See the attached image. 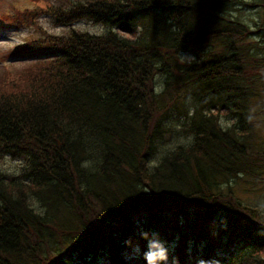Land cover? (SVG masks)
<instances>
[{
  "label": "trees",
  "instance_id": "obj_1",
  "mask_svg": "<svg viewBox=\"0 0 264 264\" xmlns=\"http://www.w3.org/2000/svg\"><path fill=\"white\" fill-rule=\"evenodd\" d=\"M246 3L74 0L0 12V29L39 32L5 54L30 64L0 77V151L25 160L16 178L0 172V264H146L144 232L158 234L168 264H264V220L232 191L240 173L264 167V53L249 52L251 30L232 14ZM41 14L110 29L52 34ZM221 113L235 122L223 126ZM180 117L192 142L152 160Z\"/></svg>",
  "mask_w": 264,
  "mask_h": 264
},
{
  "label": "rangeland",
  "instance_id": "obj_2",
  "mask_svg": "<svg viewBox=\"0 0 264 264\" xmlns=\"http://www.w3.org/2000/svg\"><path fill=\"white\" fill-rule=\"evenodd\" d=\"M74 0H0V12H12L14 9H28V10H44L47 4H65ZM246 4L236 5L233 9V17H237L251 30V33L244 38V43L247 48H251V52H256L262 56L264 53V3L261 0H244ZM37 23L40 24L45 30L52 34H68L72 29L78 31H86L94 34L106 33L110 28L102 24H94L89 20H81L72 25V29L66 26H56L54 19L49 14H41L37 18ZM118 34H124L125 32H119ZM39 36V32L32 26H26L21 28L6 27L0 29V58L4 57L7 52L15 45L22 43V41ZM252 54V53H251ZM181 60L190 61L191 57L180 54ZM250 58V57H249ZM255 58L253 57L252 60ZM10 62H12L10 64ZM34 62V61H32ZM30 64L28 61H15L10 58L3 62L0 59V77L14 78L17 77V73L23 70L24 66ZM33 66V65H31ZM8 68V69H6ZM30 66L27 67V69ZM2 78V79H3ZM162 76L158 75L156 79V90L160 89ZM184 103V101H180ZM178 104L179 107L181 104ZM184 104V109L186 108ZM182 110V109H180ZM183 111V110H182ZM183 117V116H181ZM180 120H169L168 129L163 132V137L160 139L161 148H159L152 160L159 157L165 150L170 148L173 144L179 143L182 140H186L190 137V134L184 129L185 126L181 124ZM236 117L233 114L225 115L221 113L219 121L223 126L232 124L235 122ZM256 139L258 143H261V148L264 150V112L259 115V120L255 124ZM184 127V128H182ZM264 153V152H263ZM25 160L22 157H14L10 154L2 153L0 151V172L8 176L18 177L24 171ZM257 173H253L246 177L239 174L240 179L232 185V191L234 198L237 201L247 204L257 209L256 216L259 219L264 220V167L258 169Z\"/></svg>",
  "mask_w": 264,
  "mask_h": 264
},
{
  "label": "clouds",
  "instance_id": "obj_3",
  "mask_svg": "<svg viewBox=\"0 0 264 264\" xmlns=\"http://www.w3.org/2000/svg\"><path fill=\"white\" fill-rule=\"evenodd\" d=\"M195 59L190 53L183 54ZM192 137H188L186 140L180 141L185 146L190 145ZM174 150V148L172 149ZM85 167L88 165L85 164ZM142 237L147 241L146 250H144V259L146 264H168V250L165 244L159 239L158 234L147 232L142 233Z\"/></svg>",
  "mask_w": 264,
  "mask_h": 264
},
{
  "label": "bare ground",
  "instance_id": "obj_4",
  "mask_svg": "<svg viewBox=\"0 0 264 264\" xmlns=\"http://www.w3.org/2000/svg\"><path fill=\"white\" fill-rule=\"evenodd\" d=\"M94 23V22H93ZM94 24H100V23H94ZM102 25H104V24H102ZM29 27H30V25H28ZM9 27H14V26H9ZM21 27H26V26H19V27H15V28H21ZM6 28V27H5ZM25 41V40H24ZM24 41H22V43L24 42ZM19 44H21V43H19Z\"/></svg>",
  "mask_w": 264,
  "mask_h": 264
}]
</instances>
